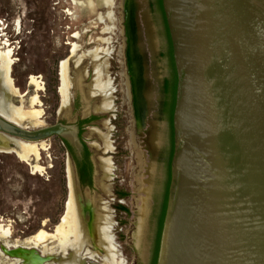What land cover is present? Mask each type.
I'll use <instances>...</instances> for the list:
<instances>
[{
  "label": "rangeland",
  "instance_id": "rangeland-1",
  "mask_svg": "<svg viewBox=\"0 0 264 264\" xmlns=\"http://www.w3.org/2000/svg\"><path fill=\"white\" fill-rule=\"evenodd\" d=\"M155 2L133 0L131 12L144 40L149 33L153 42L154 59L149 58L148 65L155 74L152 78L158 80L152 91L157 107L161 81L170 76L171 62L163 15ZM124 8V0H0V54L7 57L10 77L18 90V94L13 92L10 102L16 109L38 116L21 121L8 120L29 129L56 122L62 104L67 107L70 101L65 104L62 92L59 93L62 71L66 74L70 92L74 87L72 73L87 59L84 70L93 66V72L97 73L91 93L104 94L99 109L112 108L89 126L85 136L88 144L95 146L93 155L97 160L100 188L98 200L77 189L71 168L68 169L69 159L56 137L26 142L0 133V139L4 140L0 145V225L12 230L10 242H24L41 230L56 234L72 194L68 188L69 172L70 190L73 183L80 202L84 195L88 198L86 202L94 201L93 212L97 215L93 218L96 223L92 225L93 232L102 215L108 218L105 233L115 259L106 257L101 249L87 247V243L82 251L87 264H147L150 251L153 253L158 212L152 214V207L156 194L159 202L162 199L168 178L170 124L167 115L157 114L156 108L153 109L157 115L152 119L156 133H152L151 146L156 149L160 142L161 146L158 154L152 157L143 146L142 138L146 134L143 131H140L141 137L138 134L128 82L124 78ZM110 57L119 66L115 74L120 77L115 83V91L119 89L121 93L120 101L114 104L106 98L110 76L104 80L107 84L100 80L103 69L110 64L107 61ZM105 72L108 74L109 70ZM32 77L40 85L34 84ZM162 96L165 97L164 93ZM48 105L50 109H47ZM8 143L12 147H8ZM23 146H32L39 153L34 152L24 159L19 155ZM151 181H155L152 186ZM120 192L124 193L121 200ZM119 202L128 208V213L118 212ZM46 241L55 244L44 249L51 256L56 255L50 264H57L71 254L69 251L64 256L57 237H48ZM36 247L43 249L40 245ZM2 257L0 264H13V258Z\"/></svg>",
  "mask_w": 264,
  "mask_h": 264
},
{
  "label": "water",
  "instance_id": "water-1",
  "mask_svg": "<svg viewBox=\"0 0 264 264\" xmlns=\"http://www.w3.org/2000/svg\"><path fill=\"white\" fill-rule=\"evenodd\" d=\"M162 7L177 85L156 264H264V0ZM0 133L82 146L63 123L29 129L0 116Z\"/></svg>",
  "mask_w": 264,
  "mask_h": 264
},
{
  "label": "flooded vegetation",
  "instance_id": "flooded-vegetation-1",
  "mask_svg": "<svg viewBox=\"0 0 264 264\" xmlns=\"http://www.w3.org/2000/svg\"><path fill=\"white\" fill-rule=\"evenodd\" d=\"M159 7V0H156L155 2ZM124 12H125V18H124V29L125 34L124 37V60H125V75L124 78L128 82V90H129V99L130 104L132 107L133 117L136 122V126L138 129V134L141 135L144 133L146 134L145 137L142 138L143 146L146 148L150 155L152 157L155 154H158L159 148L161 146V142L158 148H152L151 146V136L152 133H156L155 129H153L152 126V119L153 116L156 117V115L159 113L160 115L163 114V105L164 101L167 97V83L169 85L172 84L174 80V70L171 68L170 76L164 78L161 82L162 85L160 88H162V91L160 89V98L158 101L157 107H155V103L152 98V91L155 88V82L158 80H154L152 77H155V74L151 72V68L148 65L149 58L152 57L154 59V46L152 39L149 35V33H146L147 40H144V37L142 35L141 30L139 29V24L135 21L136 18L133 16L131 12V8L133 7V0H124ZM160 9V8H159ZM162 12V11H161ZM163 15V13H162ZM164 27L167 33V24L165 22L164 16ZM167 39H168V54L171 49V41L170 37L167 33ZM145 41L148 42V44L145 43ZM146 44V45H145ZM149 48V50L147 49ZM94 52V51H90ZM72 54V49H71ZM102 59V58H101ZM87 61H83L78 68H76L75 73H72L73 75V81H74V87L70 88V98H69V105L67 107H63L62 109L57 113L58 119L56 122L50 124L54 125L56 123H63L66 125H75L78 128V136L81 140L82 146L78 149L74 145H72L68 140L60 137L59 135H54L51 137H56L62 144L65 154L69 159L68 163V169L71 168L73 180L75 182V185L79 191L88 193L89 196L95 197L98 200V196L96 193H94V186L96 179L99 177L96 176V164H95V155H93L95 146H91L88 144V142L85 140V136L89 133L88 128L91 125H94L97 120L100 119V117L103 114H106L107 111H112V108L108 110H102L99 109V106L101 107L104 94H92L91 93V87L96 79L97 73L93 72V66H87V69L84 70V64ZM107 61H110V64L108 67H105L101 73L100 80L102 83L104 80L110 76L111 82L107 85V99L111 102V104L115 103L116 101H120L121 96L119 93V89L115 91V83L116 80H118L119 75L115 74V70H119V66H117L116 61L113 57H110L107 59ZM171 62V60H170ZM116 64V65H115ZM61 67V66H60ZM71 67V66H70ZM106 70H109V73L106 74ZM112 70V71H111ZM111 71V72H110ZM61 75V72H60ZM112 78L114 80H112ZM61 85H62V77L60 78ZM79 82V83H78ZM119 85L116 86L118 88ZM59 93L61 95V88L59 89ZM162 93H164V96H162ZM61 102L62 99H61ZM158 111L153 112V109ZM47 109H50V105L47 106ZM1 116V115H0ZM3 117V116H2ZM6 119V118H5ZM170 124V133H171V123ZM47 125V126H50ZM140 131H143L141 134ZM3 134V133H1ZM49 137V138H51ZM47 138V139H49ZM46 139V140H47ZM1 141V140H0ZM2 144L4 143V140L1 141ZM10 144V143H9ZM12 147V145L10 144ZM171 148V142L170 147ZM97 161V160H96ZM68 178V188L70 193V186H69V172L67 175ZM119 200L124 198V193L120 192L119 194ZM87 195H84V200L82 203V210L83 214L85 216L91 215L93 213V203L94 201L92 199H89L91 201V204L89 202H86L88 198H86ZM155 204L152 207V214H156L159 212V208L161 206V200L158 201V195H155ZM68 202V200H67ZM66 202V205H67ZM99 201H97L98 203ZM121 206H124L126 209L121 208ZM96 208V207H95ZM119 213H128V208L122 204V202H119L118 206L116 207ZM66 211V210H65ZM91 211V212H90ZM159 228V224H158ZM2 243V240L0 241V245ZM156 244V241H155ZM155 244L153 247V253L152 250L150 251V257L148 258L147 264H153L154 257H155ZM43 249L36 246H32L30 248L31 251V261L32 264H50L52 262L53 255H50V252L48 250H44L45 248H50L54 246L52 245V242L46 241L42 244H39ZM52 245V246H51ZM87 247L98 250L94 247L93 244L87 245ZM94 247V248H93ZM86 249V248H84ZM100 251V250H98ZM35 254V255H33ZM39 256V257H37ZM44 261V262H43ZM88 263V262H87Z\"/></svg>",
  "mask_w": 264,
  "mask_h": 264
},
{
  "label": "bare ground",
  "instance_id": "bare-ground-1",
  "mask_svg": "<svg viewBox=\"0 0 264 264\" xmlns=\"http://www.w3.org/2000/svg\"><path fill=\"white\" fill-rule=\"evenodd\" d=\"M74 50L75 48L72 49V52H74ZM32 82L37 86L40 85V83L36 80L35 77H32ZM68 89L69 88L67 77L65 72L62 71L61 92L65 104L69 99ZM13 92L18 94V90L13 86V81L10 77V63H7V57L3 53H1L0 109H3L4 113H6L7 116H9V118L14 121H21L26 118L29 119V117H38L37 113L27 114L22 110L13 107L10 102V98ZM0 113L2 112L0 111ZM34 152H36L34 147L23 146L21 148V151L19 152V155L24 159H27V157ZM70 192H72V194L70 193L71 196L67 202L65 215L60 225L56 227V234L54 235H51L46 231L41 230L37 234V236H34L33 238L24 242H19L17 240L10 242L9 239L12 237L13 234L12 230L10 228L5 227L3 224L0 225V241L2 240L3 243L0 245V263L1 257L3 256L7 258H13V264H32L30 248H32L33 245L38 246L40 243H43L48 237L58 238L59 248L64 252V256H66L67 252L71 251V254L68 255L67 258H62V260H59L57 264H87V262L85 261L86 258L82 252L87 243L93 244L94 247L98 250L101 249L105 251L106 257H111L112 259H115V254L113 252H110L109 250L110 243L108 242L109 239L105 233L107 227L106 222L108 221L107 215L104 214L98 219L99 221L97 223L96 230L93 232L92 225L96 224L93 218L97 214L95 213L94 215V212L88 216H85L83 214L82 203L75 194V187L73 183L71 184ZM10 255H12V257Z\"/></svg>",
  "mask_w": 264,
  "mask_h": 264
},
{
  "label": "trees",
  "instance_id": "trees-1",
  "mask_svg": "<svg viewBox=\"0 0 264 264\" xmlns=\"http://www.w3.org/2000/svg\"><path fill=\"white\" fill-rule=\"evenodd\" d=\"M159 8L162 11L163 16H164L163 7H162V0H159ZM164 19H165V16H164ZM165 22H166V20H165ZM167 33L169 35L168 31H167ZM169 56H170V60H171V66L174 70V80H173L172 84L169 83V85H168V83H167V89H166L167 97H166V100L164 101L163 113L165 115H167V117L169 118V121L171 123V148L169 150V157H168V178H167V181L165 184V190H164L163 195H162L161 206H160L159 212H158L159 228H158V233H157V237H156L155 257H154L153 264H156V260H157L160 234H161V230H162V225H163V220H164V215H165V210H166V204H167V197H168V187H169V181H170V162H171V158H172V154H173V125H172V121H173V112H174V107H175L177 77H176V71H175V67H174L172 47L170 49ZM121 208L126 209L124 206H121Z\"/></svg>",
  "mask_w": 264,
  "mask_h": 264
},
{
  "label": "crops",
  "instance_id": "crops-1",
  "mask_svg": "<svg viewBox=\"0 0 264 264\" xmlns=\"http://www.w3.org/2000/svg\"><path fill=\"white\" fill-rule=\"evenodd\" d=\"M68 100H69V99H68ZM0 111L4 114V115H3L2 113H0L1 115H3V116H4L5 118H7V119H10L9 116H7V114L4 113L3 109H2V110L0 109ZM5 114H6V115H5ZM10 120H11V119H10Z\"/></svg>",
  "mask_w": 264,
  "mask_h": 264
}]
</instances>
